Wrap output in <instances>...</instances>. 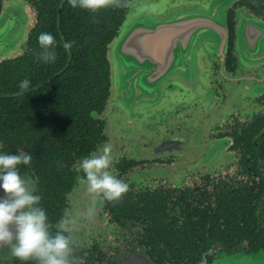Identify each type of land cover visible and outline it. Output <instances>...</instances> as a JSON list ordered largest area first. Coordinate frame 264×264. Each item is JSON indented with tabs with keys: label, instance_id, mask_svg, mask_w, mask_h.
Instances as JSON below:
<instances>
[{
	"label": "flooded vegetation",
	"instance_id": "1",
	"mask_svg": "<svg viewBox=\"0 0 264 264\" xmlns=\"http://www.w3.org/2000/svg\"><path fill=\"white\" fill-rule=\"evenodd\" d=\"M99 11L73 8L68 0H0V65L19 62L21 70L33 69L40 33L54 36L57 53L59 42L74 35L71 16L97 17ZM224 20L223 55L192 94L180 89L174 108L163 94L161 102L130 118L113 110L117 117L109 125L103 110L109 81L103 96L98 85L104 64L95 61L90 73L88 64L87 71L83 67L80 90H74L81 98L96 93L94 103L103 97L89 119L65 126L62 115L41 114L57 119L40 128L50 144L62 137L58 132L72 147L34 164L35 194L52 225L70 210L82 264L264 260V0H231ZM105 143L112 146L107 171L129 190L118 203L97 198L96 214L86 221L92 195L76 168L83 157L100 154Z\"/></svg>",
	"mask_w": 264,
	"mask_h": 264
},
{
	"label": "water",
	"instance_id": "2",
	"mask_svg": "<svg viewBox=\"0 0 264 264\" xmlns=\"http://www.w3.org/2000/svg\"><path fill=\"white\" fill-rule=\"evenodd\" d=\"M135 1L130 0L124 20L107 44L110 83L103 110L111 126L117 117L113 110L121 111L120 118H130L129 114L161 102L163 94L167 102L174 101L168 108H174L180 89L192 94L201 81L204 84L212 61L226 47L224 17L231 0H205V5L183 0L163 13L144 4L130 9ZM20 174L36 190L33 174ZM4 195L0 188V197ZM18 260L9 249H0V264Z\"/></svg>",
	"mask_w": 264,
	"mask_h": 264
},
{
	"label": "trees",
	"instance_id": "3",
	"mask_svg": "<svg viewBox=\"0 0 264 264\" xmlns=\"http://www.w3.org/2000/svg\"><path fill=\"white\" fill-rule=\"evenodd\" d=\"M129 2L126 4L125 11L124 6L113 7L114 9L106 7L101 8L97 17L89 13L85 16V12L72 15L69 21L71 26L68 29L74 35L71 38L68 37V40L75 43L70 51H65L63 48L65 41H60L57 46L56 60L52 63L44 64L36 58L33 69L24 71L21 70L19 62L13 65H0V144H3L0 153L27 152L33 156L30 165L18 166L19 172H31L35 163H43V156L48 158L49 152L62 155V152H58L60 149L72 147L71 141L63 137L65 134L58 132L57 135L60 134L62 137L53 138L55 143L50 144V141L45 138L48 132L40 130L41 127L51 124L54 119L57 121L58 115L63 116L65 126L74 124L79 126L78 122L89 119L90 110L101 103L103 97L98 98V102L94 103L95 99L91 98L92 94H96L94 92H90L88 97L81 98L75 94L74 90H80L85 76L83 67L85 66L86 70V64H88L90 73L89 66L95 61H102L104 64L102 82L98 86L104 88L102 93L105 96L107 80L108 87L110 83L109 63L106 59L107 44L116 35L118 27L124 20ZM67 10L63 7L62 13L67 14ZM71 12H73L72 8ZM62 25L65 26L64 23ZM82 30L85 32L83 38H80ZM37 63L40 65L38 66ZM54 67L55 70L52 72ZM25 78L29 79L31 84L29 89L19 96L17 95L20 91L18 85ZM35 87H38V90ZM48 112L56 114L57 119L41 117V114ZM60 140L63 142L59 146ZM15 264H36V262L18 260Z\"/></svg>",
	"mask_w": 264,
	"mask_h": 264
},
{
	"label": "clouds",
	"instance_id": "4",
	"mask_svg": "<svg viewBox=\"0 0 264 264\" xmlns=\"http://www.w3.org/2000/svg\"><path fill=\"white\" fill-rule=\"evenodd\" d=\"M73 8L96 12L106 7H123V0H68ZM40 51L37 59L44 63L56 59V40L47 32L38 36ZM74 41L64 42L65 51H70ZM30 80L23 79L17 95L22 96L30 87ZM3 148V144H0ZM112 146L105 143L98 155L83 157L76 170L83 172L80 182L92 195L89 210L83 219L91 221L95 216L96 199L118 203L129 190L123 180L111 175ZM33 156L27 152L18 154L0 153V188L5 195L0 197V249H9L11 256L21 261L36 264H82L72 238L76 224L69 209L54 224L49 223L46 210L40 206L41 196L35 194L32 181L21 176L18 166L30 165Z\"/></svg>",
	"mask_w": 264,
	"mask_h": 264
},
{
	"label": "rangeland",
	"instance_id": "5",
	"mask_svg": "<svg viewBox=\"0 0 264 264\" xmlns=\"http://www.w3.org/2000/svg\"><path fill=\"white\" fill-rule=\"evenodd\" d=\"M175 1H177V2H175ZM193 1L194 2H197V3L201 4V5H205L204 3L206 2L205 0H193ZM172 2H175V3H172ZM180 3H183V0H136L135 3L132 4V6H131L130 9H132V8L138 6V5L144 4L146 6L151 7L155 12H160L161 11L160 13H163L166 9H170L173 6H175L177 4H180ZM168 4H170V5L168 6ZM0 49H1V47H0ZM154 109H159V106L155 107ZM229 263L230 264H264V260H260V261H257V262H251V261H231Z\"/></svg>",
	"mask_w": 264,
	"mask_h": 264
}]
</instances>
